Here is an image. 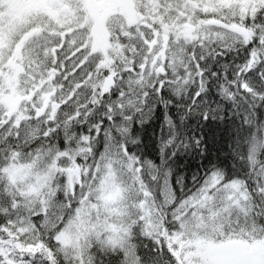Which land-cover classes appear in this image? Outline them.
Masks as SVG:
<instances>
[{"label":"snow or ice","instance_id":"snow-or-ice-1","mask_svg":"<svg viewBox=\"0 0 264 264\" xmlns=\"http://www.w3.org/2000/svg\"><path fill=\"white\" fill-rule=\"evenodd\" d=\"M0 264H264V0H0Z\"/></svg>","mask_w":264,"mask_h":264}]
</instances>
